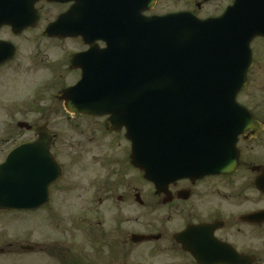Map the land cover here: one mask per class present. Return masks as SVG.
Segmentation results:
<instances>
[{
	"label": "flooded vegetation",
	"instance_id": "1",
	"mask_svg": "<svg viewBox=\"0 0 264 264\" xmlns=\"http://www.w3.org/2000/svg\"><path fill=\"white\" fill-rule=\"evenodd\" d=\"M220 1L215 13L201 16L207 0L169 12L160 11L162 0H150L142 14L189 12L203 20L221 15L234 0ZM119 10L120 0H0V165L41 132L50 138L48 158L37 150L38 158L17 156L13 165L36 171L50 167L52 157L60 172L47 193L40 180H32L31 193L46 195L41 206L0 211L32 219L26 238L16 235L17 241L0 246V256L15 258L7 264H172L174 256L198 264L189 250L207 251L210 258V246L217 244L220 264H264V82L252 84L254 58L249 83L237 98L252 116L238 129L235 167L166 187H156L133 167L124 128L107 131L109 116L69 112L58 97L84 73L97 71L92 57L107 49L104 38L113 35ZM66 124L76 133L66 132ZM68 166L89 169L93 177L67 181ZM24 192L30 190H17ZM43 226L60 228L61 241L29 242Z\"/></svg>",
	"mask_w": 264,
	"mask_h": 264
},
{
	"label": "water",
	"instance_id": "2",
	"mask_svg": "<svg viewBox=\"0 0 264 264\" xmlns=\"http://www.w3.org/2000/svg\"><path fill=\"white\" fill-rule=\"evenodd\" d=\"M148 1L120 0L113 35L105 33L109 48L93 55L100 71L84 73L76 87L58 97L69 112L109 116L107 131L125 128L132 165L156 187L228 173L237 163L238 129L244 117L252 116L237 96L253 66L251 43L264 39V0H235L221 16L206 20L189 13L146 18L142 13L150 9ZM123 3L130 9L124 10ZM49 145L50 138L40 132L36 142L9 154L0 169V210H29L44 203L46 195L31 193L32 180H40L47 193L60 175L53 158L39 173L20 172L13 159L38 158L37 150L46 159ZM214 245L210 258L207 251L188 250L198 264H220Z\"/></svg>",
	"mask_w": 264,
	"mask_h": 264
},
{
	"label": "rangeland",
	"instance_id": "3",
	"mask_svg": "<svg viewBox=\"0 0 264 264\" xmlns=\"http://www.w3.org/2000/svg\"><path fill=\"white\" fill-rule=\"evenodd\" d=\"M194 1L204 4L203 0H162V4L160 7L161 12H169L174 10H179L182 8H192V4ZM220 0H207V3H205L204 7L202 6V14L201 16L209 15L212 13H215L218 10V5H220ZM252 50H253V58L256 60V66L255 71L252 73V77L255 80V82L252 79V84L254 85H260L264 82V39H255L252 42ZM263 80V81H262ZM259 83V84H258ZM252 89H250L251 91ZM264 90V89H263ZM68 133H76L74 129L69 124H66L63 126ZM100 127V126H99ZM62 142L65 140L61 137L60 139ZM69 140V139H66ZM68 166L67 168V174L66 179L67 181L75 180L76 176H82L80 179L81 181L85 180H91L93 177V172L91 170H84L83 172L80 171L79 168ZM97 173H95L96 175ZM128 174V173H127ZM94 175V176H95ZM103 178L105 176L104 174H99ZM131 176V175H130ZM32 220V219H31ZM31 220L23 219L22 216L20 218H16L15 216H12L11 214H0V246L4 248L5 244L10 241H17L16 235L21 236V238H26L25 232L26 228L29 227V224ZM33 222V221H32ZM40 221L36 222L37 225ZM45 223V222H44ZM41 222V224H44ZM40 224V226H41ZM36 225V224H35ZM45 228L43 226V230L39 231V229L35 227V231L32 233V237L29 238V242H38V238L43 239H55L56 241H61V238H63L62 230L59 228L54 230L53 228L47 226ZM56 227V226H55ZM21 231V232H19ZM18 232V233H17ZM41 235V236H40ZM46 242V241H45ZM23 260V258H21ZM12 260H15L14 257L11 256H0V264H7V262H10ZM168 260V262H171L172 264H183L184 260L178 256H174V258ZM182 263H179V262ZM17 264V263H16ZM18 264H26V259L22 262L20 261Z\"/></svg>",
	"mask_w": 264,
	"mask_h": 264
}]
</instances>
